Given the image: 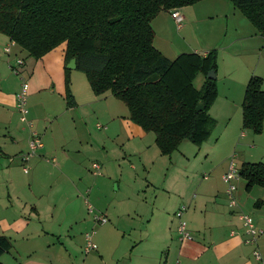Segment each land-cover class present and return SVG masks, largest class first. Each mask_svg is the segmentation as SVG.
Listing matches in <instances>:
<instances>
[{
    "label": "crops",
    "instance_id": "1",
    "mask_svg": "<svg viewBox=\"0 0 264 264\" xmlns=\"http://www.w3.org/2000/svg\"><path fill=\"white\" fill-rule=\"evenodd\" d=\"M218 1L213 0L214 14L222 16L224 24L220 29H224L226 35L231 25L232 37L228 43L214 47L232 49L231 52L235 54L250 52V55L260 58V52L264 50L262 35L237 16L235 7L231 10L225 0H221L225 7L217 9ZM187 10L184 11L185 15L179 10L183 17V27L185 18L189 19ZM158 15L152 21L154 42L159 40L163 49L156 45L157 48L163 53L178 52V47H174L172 42L164 37L159 39L160 30L161 35L167 30L164 27L167 19ZM172 20L176 24L174 18ZM7 40H10L8 36L0 33V235L8 237L12 246L0 259L4 264H90L91 259L87 256L89 253L84 252V232L89 230L91 224L84 209L83 196L88 189H85L83 181V165L85 154L92 147L91 138L94 136L95 140L107 143L109 138L119 137L121 129H124L128 139L142 141L148 134L129 120L128 116L120 117V111L115 110L118 104L116 97L111 94H95L81 70L67 67L64 44L36 60L19 55L20 50L15 48L6 53L4 48L9 43H3ZM208 51L209 49L199 54L205 55ZM17 57L25 60L21 77L29 85L30 128L42 135L43 141V148L29 163L28 173H24L22 169L21 155L28 151L31 131L26 127L19 130L20 113L16 111L15 104L16 94L21 88V77L13 74L10 69ZM257 67L258 62L255 61L238 77V99L235 100L234 108L237 104L242 108L241 89L245 90L249 78L256 75ZM67 68L70 70L69 74ZM68 76L73 104L69 103L70 97L67 96ZM217 98L210 108V114L218 122L221 115L228 116L226 122L231 126L234 121L229 115L231 97L225 96V102H220ZM94 118L101 120L96 123V127L105 129L108 132L106 136L98 135L97 130L91 127V120ZM52 125L53 128L49 129ZM34 126L37 130L32 129ZM41 130L44 132L41 133ZM218 140H210L212 142H209L207 148H212ZM232 140L233 137L230 138ZM253 143L251 148L257 149L254 140ZM49 158H55L56 163L47 161ZM248 160L245 162H254ZM218 163L220 165L222 161ZM55 172L58 173V178L53 179ZM75 172L77 176L73 175ZM225 172L226 169L221 175L223 184L222 176ZM96 174L100 172L96 171ZM28 175L30 176L27 177ZM241 179L244 183L236 184V207H229L226 188L216 189L213 185L209 197L203 199L201 196L199 199L192 210V217L188 221L183 219L187 222L192 239L180 240L178 226L177 240H174L176 235L174 237L173 234H167L166 240L165 237H158L155 242L152 234L151 243L155 242V247L162 245L163 248L155 253L149 252L147 246L144 249V264H257L252 255L254 246L244 242L248 236L239 214L250 215L255 225L264 229V192L257 191V199L247 205L255 186L247 191V182L243 178L239 180ZM257 246L264 257V234ZM135 247L136 245L133 249ZM81 252L87 257L82 258L79 255Z\"/></svg>",
    "mask_w": 264,
    "mask_h": 264
},
{
    "label": "trees",
    "instance_id": "2",
    "mask_svg": "<svg viewBox=\"0 0 264 264\" xmlns=\"http://www.w3.org/2000/svg\"><path fill=\"white\" fill-rule=\"evenodd\" d=\"M199 1L0 0V33L36 60L64 44L66 63L76 59L94 93L121 100L129 120L153 132L160 153L170 156L184 140L201 146L216 127L210 108L218 89L207 75L218 69L217 51L183 52L170 59L154 44L152 21L162 10ZM228 1L264 39V0ZM199 75L203 80L196 87ZM66 82L73 104L69 76ZM263 82L258 75L249 78L241 105L242 126L254 134L264 130ZM200 102L203 110L197 109ZM239 174L247 191L264 187V162H243ZM11 246L0 235V257Z\"/></svg>",
    "mask_w": 264,
    "mask_h": 264
},
{
    "label": "rangeland",
    "instance_id": "3",
    "mask_svg": "<svg viewBox=\"0 0 264 264\" xmlns=\"http://www.w3.org/2000/svg\"><path fill=\"white\" fill-rule=\"evenodd\" d=\"M221 2V0L218 1L217 9L225 7ZM225 2L231 10L234 8L230 1L225 0ZM179 10L184 15V11L187 10L186 14L189 16V19L185 18V25L181 30L177 29L172 20L171 11L162 10L158 15L167 19V24L164 25L167 30L162 35L160 30L159 39L164 37L165 40L172 42L174 47H178V52L166 51L164 55L174 59L180 52H195L196 50L197 53H203L207 49H215L218 66L215 73L218 89L217 99L220 102H225V96L230 95L232 106L229 115L233 117L234 121L230 126V123L226 122L228 116L221 115L218 118L220 122L217 121L215 129L206 142L198 146L184 140L170 156L160 153L153 132L147 133V137L142 141L128 139L124 129L120 130L119 137L109 138L106 140L107 143L95 140L92 136V147L85 154L83 165V181L85 189H88L83 196L84 209L91 224L89 230L84 232V237L86 232L94 231L93 242L97 246V250H93L87 255L91 259L90 264H144L146 252L144 249L147 246L149 252L155 253L163 248L162 245L155 247L154 243L158 237H165L166 240L167 234H173L174 237L176 235L174 240H177L176 227L180 220L176 216V212L182 207H187L182 219L186 218L188 221L201 196L203 199L209 197L213 185L216 189L220 187L227 189V184H223L221 181V175L225 169L227 171L231 160H234L237 166L249 161L248 159L254 162H264L261 160L264 159V130L261 134H254L250 130L244 129L241 118L242 108H240V104L234 108L235 100L238 99V77L244 70L257 61L256 75L264 77V50L260 52L257 47L260 52L259 58L257 55H250V52L249 54H235L231 52L232 49L215 48L214 45H223L231 40L232 29L230 25L227 35L224 29H220L224 21L221 20V15L214 14L213 0H202ZM234 10H236L237 16L243 18L255 30V27L237 8ZM8 43L11 41L7 40L3 45ZM154 44L162 48L159 40ZM14 48L20 50L19 55L21 56L27 54L18 45L11 46V49ZM81 73L86 76L84 72L81 71ZM202 80V75L196 78V87L201 85ZM244 91L241 89V99L244 96ZM28 100L27 97V107L29 108ZM115 100L118 103L115 110L120 111L121 118H127V106L121 100ZM15 109L19 112L17 100ZM28 116L27 114L26 122L18 121L19 130L21 127H26L28 131H31L29 124L32 120ZM98 121L101 120L92 119L91 127L97 130L98 135L106 136L108 132L105 129L96 127ZM116 121L119 122V119L116 118ZM48 125L49 123H47ZM53 126L49 129H52ZM32 129H36V127L34 126ZM42 132L44 131L41 130ZM231 137H233L232 141H230ZM217 138L219 140L214 142L213 147L207 148L209 142H212L210 140ZM253 140L258 146L257 149L251 148L254 145ZM228 152L230 154L226 157ZM44 160L46 159L44 158ZM219 161H222L220 165ZM29 163L31 164V162ZM93 163L98 164L100 169L94 168ZM45 169L49 170L47 167ZM97 170L100 174H96ZM73 175L77 176V173L75 172ZM205 175L208 179H204ZM52 178H58V173H53ZM238 182L240 185L244 183L242 179L237 180L236 184ZM254 188L255 191L247 201V205L257 199V191L264 192L263 187L255 186ZM214 194L217 193L214 192ZM214 197L217 196L214 195ZM89 207L92 208V212ZM101 215L106 216L107 223L100 224L94 220V216ZM152 234L155 238L154 243H151ZM263 234L264 229L257 237L256 243H259ZM135 245L136 247L133 249ZM165 251L162 252L163 255ZM79 255L82 258L87 257L82 252Z\"/></svg>",
    "mask_w": 264,
    "mask_h": 264
},
{
    "label": "built area",
    "instance_id": "4",
    "mask_svg": "<svg viewBox=\"0 0 264 264\" xmlns=\"http://www.w3.org/2000/svg\"><path fill=\"white\" fill-rule=\"evenodd\" d=\"M171 15L174 18L176 22V26L178 29H181L183 27V17L181 16V13L179 12V9H175L171 11ZM15 45L14 42L9 43L5 48L4 51L6 53H10L11 46ZM25 62L22 58H17L13 64L10 65V69L15 75L21 76L22 74V68L24 66ZM28 91H29V85L27 80H25L23 77H21V88L19 92L16 94V100H17V107L19 108L20 113V120L21 122L27 121V114H28V107H27V97H28ZM29 127L31 125L29 124ZM30 138L28 142V151L21 155V162H22V169L24 173L29 172V162L37 155L38 151L43 148V141L42 137L36 132L31 131ZM49 161V159H47ZM52 163H56V159L53 158L50 160ZM94 168L99 169L98 164L93 165ZM98 173V171H97ZM204 178H207V175L204 176ZM240 174H239V166L236 165L234 160H231L228 166L227 171L223 174L222 179L225 184H227V200L229 207H236L237 206V199L235 197V191H236V181L239 180ZM90 212H92V208L89 207ZM186 210V207H182L178 212H176V216L179 218V224H178V234L180 240H190L192 239L190 232L187 229V223L185 220L181 219L184 211ZM239 218L242 221V224L245 228V232L247 234V238L244 240V242L251 244L254 246L252 255L255 259L257 264H264V257L258 248L257 237L260 233L263 232L262 228H259L255 225L253 218L248 214H241ZM94 220L100 224L106 223L108 220L105 215L101 216H94ZM93 235L94 231L91 233H86L85 239H86V245L84 247L85 253H90L93 250L97 249L96 244L93 242ZM180 264V263H177Z\"/></svg>",
    "mask_w": 264,
    "mask_h": 264
},
{
    "label": "water",
    "instance_id": "5",
    "mask_svg": "<svg viewBox=\"0 0 264 264\" xmlns=\"http://www.w3.org/2000/svg\"><path fill=\"white\" fill-rule=\"evenodd\" d=\"M67 67H68L69 69H74V68H76V59H75V58L71 59L70 62L68 63V65H67ZM207 76H208V78H210V79H215V71H210V72L208 73ZM203 108H204V103H203V102H200V103L197 105V109H198V110H203Z\"/></svg>",
    "mask_w": 264,
    "mask_h": 264
}]
</instances>
